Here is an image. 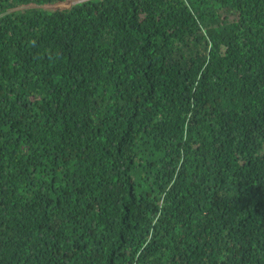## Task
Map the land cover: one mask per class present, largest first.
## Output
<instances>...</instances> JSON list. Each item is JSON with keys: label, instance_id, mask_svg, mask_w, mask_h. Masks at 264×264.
Returning a JSON list of instances; mask_svg holds the SVG:
<instances>
[{"label": "trees", "instance_id": "1", "mask_svg": "<svg viewBox=\"0 0 264 264\" xmlns=\"http://www.w3.org/2000/svg\"><path fill=\"white\" fill-rule=\"evenodd\" d=\"M0 264H264V0H0Z\"/></svg>", "mask_w": 264, "mask_h": 264}]
</instances>
